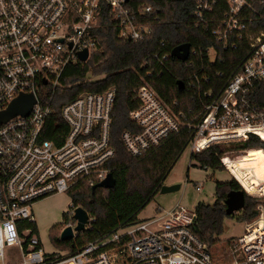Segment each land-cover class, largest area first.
I'll use <instances>...</instances> for the list:
<instances>
[{"label": "built area", "instance_id": "1", "mask_svg": "<svg viewBox=\"0 0 264 264\" xmlns=\"http://www.w3.org/2000/svg\"><path fill=\"white\" fill-rule=\"evenodd\" d=\"M127 4L125 0H0V115L21 96L34 99L27 116L0 123V264H223L226 260L224 255L214 258L220 243L207 246L193 234L195 209L178 204L72 253L57 252L53 242L54 250L46 252L31 227L34 205L57 195L69 196L83 182L94 187L109 174L108 164L115 157L111 125L116 89L81 93L64 104L58 113L60 128L51 104L66 69L86 63L96 50L93 30L103 6L121 40L136 42L152 33L141 17L151 8L133 11ZM256 6L264 7V0H198L192 29L209 33L223 51H235L244 42L246 53L219 90L202 93L208 101L192 121L175 113V102L165 104L148 83L141 84L136 90L137 107L128 114L134 128L121 135L127 155L142 157L184 130L190 135L185 145L190 155L251 137L264 141V110L253 102L255 85L264 81V12ZM215 12H222L221 17H213ZM83 51L88 58L80 62ZM200 52L189 49L187 59ZM206 52L214 62V46ZM170 57L157 60L161 64ZM51 132L53 139H47ZM232 153H222L220 164L244 195L256 200L255 216L242 223L241 235L224 242L230 252H240L243 264H264V202L260 201L264 188L259 184L264 181L254 174V180L239 179L222 158ZM195 190L202 188L196 185ZM72 212L67 226L73 228ZM88 220L85 229L93 221ZM11 252L16 259L9 258Z\"/></svg>", "mask_w": 264, "mask_h": 264}, {"label": "trees", "instance_id": "2", "mask_svg": "<svg viewBox=\"0 0 264 264\" xmlns=\"http://www.w3.org/2000/svg\"><path fill=\"white\" fill-rule=\"evenodd\" d=\"M198 0H128L127 6L136 11L140 7H150L149 14L141 16L149 24L152 33L139 41L121 40L118 27L110 13L103 6L97 27L93 35L97 41L96 50L86 63L70 66L61 78V88L55 92L52 107L57 112L60 108L81 93H100L109 88L116 89V100L112 112L111 143L115 157L109 162V174L115 180V186L106 190L97 188L94 192L87 183H80L70 191V207L63 214L64 222H71L70 214L75 208H82L93 219L89 227L70 242H61L53 238L52 242L62 251L75 252L88 242L107 237L119 228L141 222L139 213L159 192L168 172L185 150L189 133L184 130L178 135L167 138L162 145L142 157L133 158L127 155L121 141L126 130L133 129L128 114L137 107L136 90L144 82L148 83L165 104L173 106L175 113H183L186 121H192L207 99L203 92L212 88L219 90L228 78L234 66L246 53V44L238 43L235 51H223L221 44L209 33H196L191 25ZM264 12L263 6H256ZM215 12L213 17L220 18ZM189 44L190 49H201L196 57H189L184 62L170 57L159 63L157 58L171 54L180 45ZM214 46L216 59L210 62L207 48ZM193 62L190 66L189 63ZM219 74L223 78H219ZM199 83H195V78ZM203 78H207L205 82ZM178 81L183 83L179 89ZM253 102L264 110V81L255 85ZM64 129V126H63ZM62 132L59 131V135ZM64 134V132H63ZM54 133L47 135L53 139ZM232 149L242 151L262 150L264 141L251 137ZM231 151L230 147L214 146L199 154L190 155L200 169L213 172L224 171L219 157ZM261 157L264 160V154ZM226 156H222L224 158ZM241 188L234 181L215 184L216 198L212 204L199 203L195 207L196 219L192 227L195 237L207 246L218 244L224 234V221L233 216H226L224 200L230 191ZM245 196V195H244ZM256 200L245 196V204L235 216L238 223L251 220L255 216L253 207ZM69 222V223H70ZM30 226V225H28ZM36 232L35 226L31 225ZM219 250L214 258L226 255L228 248L225 242L218 245Z\"/></svg>", "mask_w": 264, "mask_h": 264}, {"label": "rangeland", "instance_id": "3", "mask_svg": "<svg viewBox=\"0 0 264 264\" xmlns=\"http://www.w3.org/2000/svg\"><path fill=\"white\" fill-rule=\"evenodd\" d=\"M240 143L237 142L230 146L231 152L235 153L226 155L223 159L226 160L230 169L244 183L251 180L253 174L258 180L264 181L262 150L242 151L232 149ZM232 180L225 169L224 171L215 172L208 169H200L194 161H190V151L185 149L168 172L163 183L165 186H177L178 189L172 193L165 194H162L159 190L149 204L139 213L138 218L140 221L146 220V218L148 219L156 214V209L168 211L176 204L187 210L195 209L199 203L212 204L216 198L215 184ZM259 184L260 187L264 188V182ZM196 185L202 188L200 192L195 190ZM260 201L264 202V197ZM70 203L71 199L67 195H57L37 203L30 209L35 223V234L42 242L46 252L54 250V245L51 244L52 239L57 238L60 240L62 230L70 222L63 221V214H66ZM237 214L239 212L233 214V218L224 221V234L221 236L222 241L220 243L242 234L243 225L236 221L235 216ZM75 234L78 236L80 233ZM59 251L61 250L57 248V252ZM16 255V253L11 252L9 258L16 259Z\"/></svg>", "mask_w": 264, "mask_h": 264}, {"label": "water", "instance_id": "4", "mask_svg": "<svg viewBox=\"0 0 264 264\" xmlns=\"http://www.w3.org/2000/svg\"><path fill=\"white\" fill-rule=\"evenodd\" d=\"M128 2V0H125ZM190 46L189 44H183L176 48H174L171 52V57L184 62L189 53ZM79 61L85 62L88 58L87 51H83L79 54ZM179 89L183 88V83L181 81L177 82ZM34 104V99L32 96H21L14 100L8 110L3 112L0 115V123H4L12 117L17 115L27 116L31 110L32 105ZM115 186V180L111 174H108L107 177L97 185L92 188L94 192L97 188L101 189H112ZM178 189L177 186H162L160 192L162 194L165 193H172ZM245 204V196L244 193L239 191H230L227 193L226 198L224 200L225 205V214L226 216H232L235 213L241 211ZM88 214L82 208H75L72 212V219L75 222L73 228L71 226H67L64 228L60 234V241L61 242H70L72 241L76 234L81 233L85 230L86 225L89 224Z\"/></svg>", "mask_w": 264, "mask_h": 264}, {"label": "bare ground", "instance_id": "5", "mask_svg": "<svg viewBox=\"0 0 264 264\" xmlns=\"http://www.w3.org/2000/svg\"><path fill=\"white\" fill-rule=\"evenodd\" d=\"M225 257H226V260L224 261L223 264H243L241 254L238 251L230 252L228 250Z\"/></svg>", "mask_w": 264, "mask_h": 264}, {"label": "crops", "instance_id": "6", "mask_svg": "<svg viewBox=\"0 0 264 264\" xmlns=\"http://www.w3.org/2000/svg\"><path fill=\"white\" fill-rule=\"evenodd\" d=\"M163 186H165V185H163ZM161 211H162V210H160V209H156V210H155L156 214L159 213V212H161ZM138 219H139V218H138ZM146 219H147V218H146ZM139 220H140V219H139ZM144 220H145V219H144Z\"/></svg>", "mask_w": 264, "mask_h": 264}]
</instances>
